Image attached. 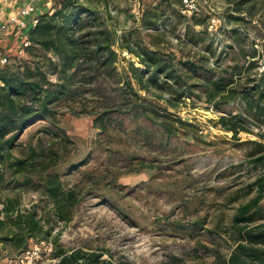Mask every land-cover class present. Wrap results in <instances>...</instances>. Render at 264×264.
<instances>
[{
	"label": "rangeland",
	"instance_id": "1",
	"mask_svg": "<svg viewBox=\"0 0 264 264\" xmlns=\"http://www.w3.org/2000/svg\"><path fill=\"white\" fill-rule=\"evenodd\" d=\"M52 1L51 13L64 0ZM73 2L81 7L82 22L103 23L116 35L117 71L132 78L159 116L113 113L112 126L100 129L87 112L124 98L114 89L115 76L107 75L102 96L79 90L54 104V114L33 121L4 162L0 264H56L59 248L80 246L104 249V258L127 264H216L217 256L228 258L244 228L264 223V160L256 161L264 148L259 153L255 144H264V111L240 98L210 100L211 88L200 86L190 96H176L175 82L152 72L157 58L191 84L196 81L188 79L186 61L218 71L238 66L236 77L256 87L264 76V0H200L197 13H184L183 0ZM33 48L9 51L1 70L39 61L48 80L58 82L45 59L57 58ZM31 146L54 154L56 164L44 173L14 174L11 165ZM45 185L58 186L64 211ZM68 194L77 201L74 207Z\"/></svg>",
	"mask_w": 264,
	"mask_h": 264
},
{
	"label": "trees",
	"instance_id": "2",
	"mask_svg": "<svg viewBox=\"0 0 264 264\" xmlns=\"http://www.w3.org/2000/svg\"><path fill=\"white\" fill-rule=\"evenodd\" d=\"M74 3L73 0H64L59 9L40 15L37 25L30 32L34 47H40L45 52H52L57 58V62H51L50 58L45 59L53 68L52 73H58V82L52 83L48 80L47 71L43 69L39 61L33 66L26 63L23 67L17 66L16 69H0V182L4 179V162L8 151L19 145L17 143L21 133L33 121L54 114L52 108L54 104L59 103L64 97L77 94L79 90L83 94L93 92L102 96L105 78L109 77L107 75L115 76L114 89L122 92L121 95H124V98L122 100L113 99L99 107L98 110L87 112L96 116L95 123L100 129L108 130L112 126L113 113L134 112L136 115H143L153 120L154 117L159 116L156 108L152 107L135 89L132 78L117 71L115 64L118 61V53L114 49L117 42L116 35L103 23L89 25L87 21L82 22L81 7L72 5ZM70 6L72 8L75 6V8L70 9ZM37 48H33V51H40ZM150 57L155 58V54L151 53ZM137 58L147 68L151 67L150 62L145 58L139 55ZM155 59L156 67L152 72L153 76H162L164 79L175 82L178 87L172 91L176 96H185L184 94L190 96L193 87L200 86L211 88L210 100L219 96V102L226 103L240 98L250 108L260 112L264 111V106H261V102L264 101V76L258 81L256 87H250L242 84L241 77H236L241 75V69L238 66L218 71L186 61L183 65L188 79L196 81L187 84L188 80L184 78L185 75L178 74V70L170 68L166 62L160 64V59ZM133 71L138 70L133 66ZM142 73L144 71L140 72ZM124 106L126 108H123ZM159 123L171 131L167 120H161ZM230 129L235 130V134L238 131L237 128ZM255 144L260 148L257 151L262 153L264 144L262 142ZM30 150L27 156L16 158L11 165L15 167L14 174L44 173L56 164L53 158L55 155L47 154L43 148L31 146ZM263 160L264 155L256 159V161ZM45 187L52 198L60 203L58 186L45 185ZM260 188L259 198L262 197L264 186L261 184ZM73 196V194H68L67 197L71 207L77 204ZM59 209L64 211L62 202L59 204ZM243 219L250 220L251 217ZM39 223V221L35 223L36 228L39 227ZM104 251V249H93L87 246L69 250L59 248L57 252L59 261L56 264H127L113 258H104ZM216 264H264V223L244 228L228 258L219 255L216 258Z\"/></svg>",
	"mask_w": 264,
	"mask_h": 264
},
{
	"label": "built area",
	"instance_id": "3",
	"mask_svg": "<svg viewBox=\"0 0 264 264\" xmlns=\"http://www.w3.org/2000/svg\"><path fill=\"white\" fill-rule=\"evenodd\" d=\"M8 2L9 0H2ZM183 12L186 13H197L199 12L200 0H183ZM35 12V6L32 3H28L22 7L18 13L9 15L7 21L2 24L1 32H7L11 26L14 25L17 31L21 35L20 53L24 52L25 49L32 45L30 39L31 30L37 25L38 18H33L30 22L27 17ZM10 53H8L0 44V69L6 66L10 61Z\"/></svg>",
	"mask_w": 264,
	"mask_h": 264
},
{
	"label": "crops",
	"instance_id": "4",
	"mask_svg": "<svg viewBox=\"0 0 264 264\" xmlns=\"http://www.w3.org/2000/svg\"><path fill=\"white\" fill-rule=\"evenodd\" d=\"M28 3L35 6V12L27 17L29 22L35 17L39 18L42 13L50 12L52 5H54L52 0H9L8 2L0 0V44L8 53L20 46L21 35L14 28V25L7 32H1V26L7 21L9 15L18 13Z\"/></svg>",
	"mask_w": 264,
	"mask_h": 264
}]
</instances>
